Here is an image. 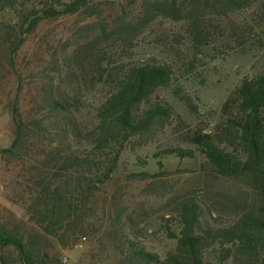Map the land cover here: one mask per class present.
<instances>
[{
  "label": "trees",
  "instance_id": "1",
  "mask_svg": "<svg viewBox=\"0 0 264 264\" xmlns=\"http://www.w3.org/2000/svg\"><path fill=\"white\" fill-rule=\"evenodd\" d=\"M94 1L0 0V15L12 11L18 20L15 26L0 27L8 29L9 39L16 30L32 34L43 21L74 15L81 8L92 17ZM133 1L141 2L139 18H122L110 33L97 15L88 27L98 31L99 40L118 34L131 46L162 17L186 23L189 43L198 54L219 43H233L231 50L245 53L264 51V0ZM249 9H254L251 22L238 24L231 18ZM99 44L90 41L60 59L52 57L41 73L39 91L30 92L26 106L17 104L10 112L13 141L0 150V158L25 173L29 219L0 216V264H63L56 247L70 249L92 234L99 209L117 254L115 264H264V70L241 81L222 107L224 120L210 130L208 124H187L160 97L161 90L178 83L170 63L152 58L103 66L97 60ZM95 87L104 94L88 118L87 93ZM173 95L198 113L179 87ZM169 128L172 145L145 152ZM196 153L203 158L200 167L206 177L239 183L252 199H235L231 209H214L215 217L192 196L174 198L165 220L173 222L174 230L167 232L176 246L161 258L142 243V232L115 202L99 206L95 197L122 165L140 168L134 177L157 179L166 173L169 159L193 160ZM153 166L158 173L152 175Z\"/></svg>",
  "mask_w": 264,
  "mask_h": 264
},
{
  "label": "rangeland",
  "instance_id": "2",
  "mask_svg": "<svg viewBox=\"0 0 264 264\" xmlns=\"http://www.w3.org/2000/svg\"><path fill=\"white\" fill-rule=\"evenodd\" d=\"M62 1L68 3L72 0ZM90 3L94 12L92 17L81 8L74 15L43 21L32 34L16 30L9 39L6 36L8 29L0 27V150L8 148L13 141L10 112L17 104L26 106L30 92L36 94L46 63L53 58L60 59L65 51L71 53L77 46L90 41L100 42L97 60L103 66L114 67L152 58L170 63L178 80L174 87H179L191 97L198 113L192 114L174 97V87L161 90L160 97L167 100L187 124H208L210 130L224 120L222 107L241 81L264 70V51L245 53L239 49L231 50L233 43H219L198 54L189 43L186 23L162 17L142 30L131 46L118 34L112 35L110 40H99L98 31L93 26L88 27L97 21V15L102 17L111 33L116 22L122 18L130 21L140 17L141 2L95 0ZM253 11L238 12L231 18L238 24L249 23ZM17 22L12 11L0 15V24L15 26ZM89 71L91 75V68ZM93 71L95 68H92V75ZM103 94L101 87L87 93L88 118L93 117V109L100 103ZM173 133V129L169 128L145 152L151 150L154 154L172 145ZM202 163L203 158L198 153L193 160L180 162L169 159L163 176L145 180L134 177V172H140V168L122 165L113 180L95 198L99 206L104 201L107 204L108 201L115 202L124 216L130 218L132 226L142 232V243L165 258L176 246L167 232L168 228L174 230L173 222L165 220L170 217L174 198L192 196L205 210L211 211L221 207L231 209L235 199H252L251 192L239 183L206 177L200 167ZM149 173L157 174V168L153 166ZM24 174L21 166L15 164L8 167L0 158V216L11 214L17 221L28 222ZM99 212L100 217L95 218L92 224V234L85 237V241L84 237L81 238L70 249L56 247L63 264H115L117 254L108 241V227L100 209ZM213 216H217L214 211Z\"/></svg>",
  "mask_w": 264,
  "mask_h": 264
},
{
  "label": "built area",
  "instance_id": "3",
  "mask_svg": "<svg viewBox=\"0 0 264 264\" xmlns=\"http://www.w3.org/2000/svg\"><path fill=\"white\" fill-rule=\"evenodd\" d=\"M83 240L85 241V238H83Z\"/></svg>",
  "mask_w": 264,
  "mask_h": 264
}]
</instances>
